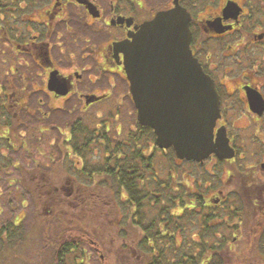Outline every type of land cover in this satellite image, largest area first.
<instances>
[{
  "label": "flooded vegetation",
  "instance_id": "af4514ba",
  "mask_svg": "<svg viewBox=\"0 0 264 264\" xmlns=\"http://www.w3.org/2000/svg\"><path fill=\"white\" fill-rule=\"evenodd\" d=\"M174 1L0 0V241L15 237L25 215L14 211L16 171L31 181L40 178V198L56 193L47 195L57 200L60 219L64 205L90 204V195H83L90 186L74 184V176L82 174L89 181L90 174L106 175L116 159L120 174L133 176L127 160L133 155L140 160L143 142L149 152L145 155H158L155 135L154 140H132L140 125L124 74V53L115 52L113 42L130 39L144 21L173 8ZM176 1L188 16L189 50L218 97L213 130H225L234 154L222 159L211 154L200 163L178 158L168 146V160L161 159L160 165L155 158L139 184L101 187L117 188L126 209L113 234L119 253L139 260L148 256L143 259L147 263L152 256L168 257L170 250L177 259L168 258L169 264L207 263L212 252L224 256L222 243L215 244L216 250L194 248L193 255L203 256L198 263L191 258L190 241L198 243L200 233L216 228L214 238L231 242L232 264H264V0ZM127 110L135 117L128 126L122 115ZM107 137L115 145L119 140L121 150L105 149ZM126 145H135L134 152H126ZM48 158L54 163L49 175L59 177L54 182L42 165ZM209 159L216 165L207 170L209 184L200 180L192 185L190 166ZM128 190L138 193L137 202ZM150 209L160 211L150 219ZM129 210L137 214L131 218L134 223ZM192 214L198 230L191 235ZM128 224L141 236L130 232ZM38 227L46 231L44 221ZM108 234L88 237L99 258L104 251L96 242L110 240ZM132 241L136 248H130Z\"/></svg>",
  "mask_w": 264,
  "mask_h": 264
},
{
  "label": "water",
  "instance_id": "95a60500",
  "mask_svg": "<svg viewBox=\"0 0 264 264\" xmlns=\"http://www.w3.org/2000/svg\"><path fill=\"white\" fill-rule=\"evenodd\" d=\"M174 4L144 21L130 39L113 42L114 51L124 53L136 120L153 130L159 148L172 147L178 158H230L225 130L213 133L219 116L215 87L189 50L188 16Z\"/></svg>",
  "mask_w": 264,
  "mask_h": 264
},
{
  "label": "rangeland",
  "instance_id": "374dc122",
  "mask_svg": "<svg viewBox=\"0 0 264 264\" xmlns=\"http://www.w3.org/2000/svg\"><path fill=\"white\" fill-rule=\"evenodd\" d=\"M131 111L127 110L126 113L122 114L125 116L126 125H131L133 121H135V117L133 114L130 113ZM93 126V125H92ZM55 161V160H54ZM96 161V160H95ZM43 166H46V172L47 178L50 181H56L59 177H57V174H50V170L53 169L51 167L54 166V163L50 161L48 158L46 161L43 160ZM58 163V162H56ZM93 161H91V164ZM95 163V162H94ZM31 161H29V165H32ZM160 165H163L160 163ZM159 165V166H160ZM38 165H36L35 168H37ZM158 167V166H157ZM166 167L167 166H163ZM160 167V168H163ZM190 169L192 170V176L195 177V180L191 182L193 185L195 181H200L206 185L209 184L210 175L207 172V170H215L216 165L214 163L213 159H209L204 164L196 166H190ZM205 172V173H204ZM18 171L15 172V189H14V211L18 212V210H22L21 213H24L23 220H21L18 227H20L19 232L15 235V237L11 240H4L0 241V264H51V255H55V252L60 249V247L63 248L62 245H68L70 241L74 240L73 243H77L78 247L76 246H68V248L73 247V252H66L64 255V264H123L125 261H128L130 264H144L143 259L148 260V256L143 255L141 257V260H139L137 257L132 256H122L119 253L118 250V238L113 235L115 232H118V226L119 221L125 217L124 209L125 207L122 206L124 203L120 204L116 202V199L118 196L114 193V188H112L113 193L115 194V198L113 196H109V191L101 187L103 185H90V181L85 180V177L82 174H78L77 176H74L73 178L76 180L74 181V184H85L90 186V193L89 192H83V195L86 199H88V195H90V204L84 203L83 206L78 205L75 207L63 206L62 210H59L61 213L60 219H57L56 211L59 209V206L57 205V200L53 197L49 199L48 195L55 196V192H49L45 194L46 200H44L41 196V193L39 192V188L36 186V183H38L36 180H39L40 178L36 177L32 181L29 180V178L20 177L17 175ZM205 175L206 177H202L201 175ZM62 177V176H61ZM193 177V178H194ZM89 183V184H87ZM23 185H30L33 190H31V193L28 192L26 188L23 187ZM110 186V185H109ZM54 188V187H52ZM199 188L203 189V186L201 184L199 185ZM89 190V189H87ZM93 191V193H91ZM108 191V193H107ZM24 195L23 198H25L24 207L20 206L21 197ZM120 198V197H119ZM52 199V200H51ZM44 200V201H43ZM119 200V199H118ZM121 200V199H120ZM96 201V202H95ZM53 202V203H52ZM99 203V205H97ZM128 204V203H127ZM143 204V203H142ZM57 205V207H56ZM90 205V208L88 206ZM45 208L46 212L43 211V207ZM91 207L93 209H91ZM58 208V209H56ZM61 209V208H60ZM160 210L159 209H150L148 212L147 218L154 217ZM147 215V214H146ZM197 216L191 215V220L194 225H191L189 229V233L192 235L193 232L198 230V222H197ZM46 223V231L40 230L38 225L42 222ZM90 223V233H93L95 235L97 234H106L112 233V235L108 236L110 240L106 241H98L96 242L99 244V248L104 251L100 254H103L104 256L99 258V255L95 252H93L92 244L91 242H88V237L90 236V233L86 232L87 224ZM129 225V227H128ZM124 225L126 228L130 229L132 233H138L139 231L135 230V227H130V224ZM122 227V225H121ZM221 227V226H220ZM68 230V231H67ZM44 231V232H43ZM216 228L209 230L211 232V235L209 234V238H207L208 247L211 248V244L215 246L216 243L221 242L222 243V250L223 255L227 256L229 260L231 259L229 253L232 252L230 249L231 242L229 240H222L223 238H214V234L216 232ZM22 232V233H20ZM27 234V235H24ZM139 236H141L140 232L138 233ZM199 237H194V239H198ZM100 240V239H99ZM200 240V239H199ZM135 242V241H134ZM134 242L132 241V244L130 248H136L134 247ZM143 242V241H141ZM62 243V245H61ZM75 243V244H76ZM90 244V245H89ZM191 244V251L190 255L191 258H195V260L200 262V259L203 258V256H199L198 253L193 255L196 250L194 248H199L198 243H195L194 241H190ZM61 245V246H60ZM66 247V246H65ZM230 249V251H229ZM168 252V257L166 256H159L157 259H160L161 263L163 264H169V259H177L176 256H173L172 252L170 250ZM216 253V252H215ZM214 254V252H213ZM215 255V254H214ZM129 257V258H128ZM181 257H179L180 259ZM220 258V256L217 254V258ZM151 261V260H150ZM54 264V263H53ZM201 264H207V263H201ZM225 264H232L231 262H227Z\"/></svg>",
  "mask_w": 264,
  "mask_h": 264
},
{
  "label": "trees",
  "instance_id": "16d2710c",
  "mask_svg": "<svg viewBox=\"0 0 264 264\" xmlns=\"http://www.w3.org/2000/svg\"><path fill=\"white\" fill-rule=\"evenodd\" d=\"M140 132L135 136V138L133 137L132 140H136V141H140L141 139H145L147 137H151L154 140V134L151 130V128L149 127H140ZM149 133V134H148ZM127 137H131V136H127ZM113 140L111 139V137H107L106 139V143L104 144V148L105 149H110L111 151H120L122 147V144L119 142V140L116 141V145L112 144ZM129 145H126V152H134L135 150V145H133V149L129 148ZM142 147V157H139L140 160L136 157H134L135 155H133L132 157H130L129 160H127V164L130 165L128 166L127 169H134L133 172V176L128 175L130 177L125 176L124 174H120V172L118 171V168H120L119 165V160H115L113 161V163H116V165L112 166L110 169H106L104 172L106 175H96V174H90V185H103V186H116L117 188L120 187L122 184H134L137 185L139 184V182L137 181V179H145V174L146 176H148V168L150 169V166L156 162H158V164L161 163V159L165 160V158L167 159V154L169 155L170 153H172V150L167 148V149H160L157 145L154 147V152L158 153V155H153V156H147L145 155L148 151H146V147L144 145V142L141 143ZM115 149V150H113ZM132 150V151H131ZM149 153V152H148ZM155 158H157L158 160H156L155 162ZM168 160V159H167ZM111 163V162H110ZM140 176H139V175ZM132 176V177H131ZM85 177V176H84ZM85 180H88L87 177H85ZM89 184V183H87ZM116 188V190L114 191V193L118 196V198L116 199V202H118L120 204V196H121V192ZM128 195L132 198V200H136V202L138 201V198L136 197L138 193H134L135 191H127ZM144 192V191H143ZM142 192V193H143ZM109 196H113L115 198V194L113 193V191H109ZM119 199V200H118ZM124 206V205H122ZM131 206V204L129 205ZM131 210H129V215H130V220L132 223H134L131 218L134 217L137 214H130ZM131 226V225H130ZM68 231V230H67ZM205 234L200 233V240L198 241V247L200 248L201 251L203 250H208V249H215L216 247L213 246V244H211V248H207L208 247V241L207 238H209V234L211 235V232H209V229H205ZM209 232V234H208ZM74 240L70 241L69 245L68 242L67 245H62V247H60L59 250H57L55 252V255H51L52 259H51V264H64V255L68 250V246H76L75 243H73ZM193 241V240H191ZM197 243V242H195ZM62 244V243H61ZM61 246V245H60ZM66 246V247H65ZM216 250V249H215ZM213 253V252H212ZM215 254V255H214ZM209 257V260L207 261V264H225L227 262H230L229 258L227 256H222L220 257V259H216L217 258V253H214ZM161 256V255H160ZM159 256H152L151 257V262H147L144 264H159L161 263L160 259H157ZM182 258V255L180 256ZM180 258V259H181ZM159 260V261H158ZM158 261V262H156Z\"/></svg>",
  "mask_w": 264,
  "mask_h": 264
}]
</instances>
